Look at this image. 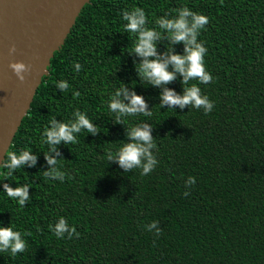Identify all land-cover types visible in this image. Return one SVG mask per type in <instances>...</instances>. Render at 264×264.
I'll list each match as a JSON object with an SVG mask.
<instances>
[{"label":"trees","instance_id":"1","mask_svg":"<svg viewBox=\"0 0 264 264\" xmlns=\"http://www.w3.org/2000/svg\"><path fill=\"white\" fill-rule=\"evenodd\" d=\"M184 6L209 19L198 40L213 81L189 84L214 102L208 114L191 105L160 107L162 89L141 83L140 58L128 53L134 37L124 30L123 9L143 8L151 28ZM166 43L157 42L158 53ZM183 47L174 44V52ZM61 80L69 84L65 92L56 88ZM181 80L177 74L164 87L182 95ZM121 84L145 99L151 117L115 123L107 101ZM76 109L100 132L82 130L77 143L56 145L66 176L50 180L42 173L49 168L43 129L53 116L74 120ZM141 121L152 126L157 146L149 149L158 163L147 175L107 161ZM21 148L31 149L36 163L8 180L0 174V227L20 231L27 247L16 256L0 252V264H264V0H89L54 51L7 150ZM3 183L29 185L24 207ZM61 217L78 238L53 234L49 225Z\"/></svg>","mask_w":264,"mask_h":264},{"label":"clouds","instance_id":"2","mask_svg":"<svg viewBox=\"0 0 264 264\" xmlns=\"http://www.w3.org/2000/svg\"><path fill=\"white\" fill-rule=\"evenodd\" d=\"M121 18L126 23L124 30L133 34V46L129 54L134 53L140 58L139 63H135L137 76L141 83L150 84L162 89L160 94V107L165 105L168 108L179 106L183 109L186 105H191L195 109H203L205 114L212 111L214 102L210 101L207 95H203L197 84H190V81H199L200 84H209L213 81V76L207 71L205 66V56L207 48L203 42L198 40L201 30L209 23L206 15L190 10L188 7L174 8L172 12H165L163 16L155 19L154 27L149 28L148 18L145 10L141 7H132L123 9ZM167 40L165 51L157 52V42ZM182 43L184 45L182 53H175L174 44ZM15 47H10L9 53H13ZM76 72H80L82 65L79 62H73ZM16 77L23 81L22 75L27 68L22 62H13L9 64ZM171 68V70H169ZM177 74L182 77L181 84L184 85L183 94L178 95L173 90L164 87L176 79ZM56 88L61 92L69 89V84L64 80L56 83ZM74 97H79L80 93L74 92ZM124 101H127L125 103ZM108 109L115 116V123L124 124L125 117L143 115L151 117L152 111L148 108L145 99L137 95L134 91H129L127 87L121 84L110 94L107 101ZM72 116L74 120L67 122H57L54 116L48 121L51 127H44L42 132L43 142L47 145V151L44 152V159L49 166L47 171H43V176L50 180L64 181L66 173L60 170L57 159L60 153L56 145L63 141L66 145L77 143V135L82 130L96 136L98 126H96L85 113L76 109ZM151 125L143 121L135 123L127 129L128 143L121 145L113 152L107 153V161H115L125 172L134 168L141 169V175H147L153 171V166L158 163L157 159L149 151L156 149L153 137L151 136ZM36 155L31 149L21 148L18 151L6 150L4 159L0 161V169H7L4 175L5 179L11 177L17 169H22L25 165L32 167L36 163ZM142 161H146L143 162ZM194 183L193 177H189L187 184ZM3 192L8 197L17 200L21 207L30 199L28 194L29 185L22 184L17 187H11L8 183L2 184ZM185 196L190 192L185 191ZM150 227H155V222ZM50 230L57 238H65L63 234L67 231V239L73 236L79 237L75 228H70L66 219L61 217L54 227L50 224ZM157 236L161 231L155 233ZM26 242L22 238L21 232L14 230L13 227H0V252H10L12 256L23 253L26 250Z\"/></svg>","mask_w":264,"mask_h":264},{"label":"water","instance_id":"3","mask_svg":"<svg viewBox=\"0 0 264 264\" xmlns=\"http://www.w3.org/2000/svg\"><path fill=\"white\" fill-rule=\"evenodd\" d=\"M89 0H0V161L27 113L54 51ZM15 47L9 53L10 47ZM27 71L20 81L10 63Z\"/></svg>","mask_w":264,"mask_h":264}]
</instances>
